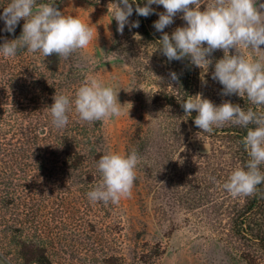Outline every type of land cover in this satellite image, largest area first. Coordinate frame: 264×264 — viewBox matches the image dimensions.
I'll list each match as a JSON object with an SVG mask.
<instances>
[{
    "label": "trees",
    "instance_id": "obj_1",
    "mask_svg": "<svg viewBox=\"0 0 264 264\" xmlns=\"http://www.w3.org/2000/svg\"><path fill=\"white\" fill-rule=\"evenodd\" d=\"M136 3L143 6L146 0H136ZM136 3H133L134 11L129 20L139 21L136 32L150 41L163 57L155 66L143 67V74L149 77L150 103L159 107L165 119L173 120L164 123L167 125L164 128H170L172 139L183 141L184 137L191 136L196 141L207 140L209 144L207 152L197 154L196 171L204 174L196 176V180L193 178L195 184L184 192L182 200L195 209L207 208V216L215 222L221 239L225 235L223 241L236 250L245 264H264V197L261 195L264 185L248 197H234L223 188L231 172L249 160L243 143L248 129L226 122L214 126L212 133L203 132L194 124L197 113L193 111L188 116L181 105L188 96L202 94V98L217 106L228 100L258 113L264 112V106L252 104L246 95H221L223 86L212 79V73L215 62L224 56L223 50L213 52L209 57L212 63L203 64L201 68L192 64L190 58L169 62L158 49L162 33L153 27L154 21L159 19L156 13L163 12L162 7L152 5L156 12L145 18L135 13ZM181 22L183 26L186 23L182 19ZM4 27L0 24V45L22 35L20 25L14 33L4 31ZM117 27L116 40L120 45L126 44L129 38L134 42L128 25L123 34L117 32ZM175 28L170 25L164 32L171 35ZM235 54V49L229 50V55ZM62 62V57L55 54L36 58L26 48L18 49L15 57L5 58L0 54V226L11 232L21 231L14 242L17 254L26 264L53 263L47 244L52 240L46 232L47 225L42 223L43 217L53 215V204L59 205L57 212L61 215L56 216H63L69 210L67 204L75 198V193L71 192L74 185L83 190L79 198L87 203L85 191L92 190L101 179L97 161L103 155L100 149L102 120L82 121L73 105L65 127L57 129L51 122L49 107L54 103V95L64 94L74 100L76 91L87 79L79 69L65 68ZM172 72L177 74V81L170 79ZM158 77L163 80L159 81ZM141 126L132 137L138 144H129L126 154L132 149L137 150L139 156L144 154L141 141L146 134L143 136ZM260 167L264 171V165ZM31 215L36 217L35 221L31 222ZM41 216L40 221L37 217ZM17 222H21L18 228ZM96 229L97 225L91 230L93 233L77 237L79 251L84 250L90 257L107 241L114 249L119 246V231L115 230L111 238H102L97 237ZM138 246L141 253L134 254L127 264H154L164 252L160 242H142ZM122 259L115 255L113 261L92 257L88 264H123Z\"/></svg>",
    "mask_w": 264,
    "mask_h": 264
},
{
    "label": "rangeland",
    "instance_id": "obj_2",
    "mask_svg": "<svg viewBox=\"0 0 264 264\" xmlns=\"http://www.w3.org/2000/svg\"><path fill=\"white\" fill-rule=\"evenodd\" d=\"M49 2L37 0L38 4ZM210 2L202 0L201 10ZM9 3L10 0H0V15ZM114 3L115 0H56L55 6L61 12L78 17L93 30V41L67 59L62 58V65L79 69L86 78L95 76L118 92L120 115L102 120V153L126 154L129 144H138L132 137L139 125L143 136L146 134L141 141L145 152L140 156L130 197L121 198L118 203L93 202L89 198L83 203L79 198L83 190L74 185L71 192L75 198L67 204L69 210L63 216H56L59 205L53 204V215L43 217L42 222L52 240L47 242L52 264H88L92 257L113 261L114 255L123 257V264H127L134 254L141 253L138 245L142 242H160L164 246L163 254L154 264H245L236 250L223 241L225 235L221 239L215 222L207 216V208L195 209L182 200L184 192L195 184L196 176L204 174L196 171L197 154L207 152L209 144L191 136L183 141L170 137L171 130L164 128L167 126L164 123L173 120L165 119L159 107L150 103L149 77L143 74V67L155 66L163 57L130 24L134 42L130 38L124 45L117 42ZM260 3L264 0H258ZM181 16L182 13L174 18L173 27L183 26ZM24 23L22 18L18 25L23 29ZM0 24L4 21L0 20ZM260 48L259 52L252 49L243 52L248 58H261L264 45ZM33 55L42 57L40 52ZM37 218L41 221L42 216ZM29 219L32 222L36 217L31 215ZM20 223L17 222V228ZM95 225L97 237L111 238L115 230L119 231V246L114 249L107 241L90 257L84 250L79 251L77 237L93 233ZM20 234V230L11 232L0 226V264H26L17 254L14 242Z\"/></svg>",
    "mask_w": 264,
    "mask_h": 264
},
{
    "label": "clouds",
    "instance_id": "obj_3",
    "mask_svg": "<svg viewBox=\"0 0 264 264\" xmlns=\"http://www.w3.org/2000/svg\"><path fill=\"white\" fill-rule=\"evenodd\" d=\"M133 3L136 0H116L113 18L117 22V32L123 34L126 25L138 28L139 21H131ZM56 0L37 3V0H10L4 7L0 20L4 21V31L14 33L23 18L22 35L18 39L5 41L0 45V54L5 58L15 57L18 49L40 52L44 57L53 54L67 59L78 49H85L93 41V30L89 24L76 16L65 15L55 6ZM202 0H146L143 6L136 3L135 13L147 18L156 12L152 5L163 6L164 11L153 27L162 33L158 40L159 51L168 61H183L190 58L196 67L209 66V59L216 50H223V58L214 65L212 79L222 86V96L246 95L248 100L264 106V57L248 58L243 49L262 51L264 45V3L258 0H211L201 10ZM194 6V7H192ZM182 13L184 26L175 28L169 35L164 29L174 23L177 14ZM207 45L206 47L204 45ZM235 49V55L229 50ZM170 79L177 81L176 73ZM159 81L163 78L158 77ZM54 103L49 107L52 124L57 129L68 124V113L74 105L75 112L82 121L94 122L119 116L121 104L118 92L105 85L95 76H89L75 93L74 100L68 95L55 94ZM186 115H197L194 124L203 132L212 133L214 126L226 122L247 128L244 147L249 160L244 166H237L229 175L223 188L232 196H252L264 185V112L253 108L245 110L239 104L224 101L219 106L202 94L188 96L182 103ZM249 125L254 127L249 128ZM141 157L137 150L128 154L109 152L97 161L101 179L87 193L90 201L118 203L121 198L130 197L136 180V168ZM264 197V193H261Z\"/></svg>",
    "mask_w": 264,
    "mask_h": 264
}]
</instances>
